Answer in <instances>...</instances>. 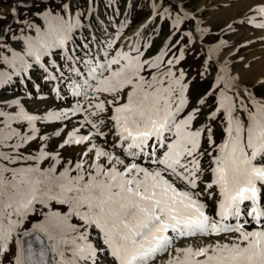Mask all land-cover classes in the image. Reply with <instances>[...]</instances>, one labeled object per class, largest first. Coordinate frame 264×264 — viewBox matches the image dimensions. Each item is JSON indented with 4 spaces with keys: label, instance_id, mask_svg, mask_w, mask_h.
I'll return each mask as SVG.
<instances>
[{
    "label": "snow or ice",
    "instance_id": "obj_1",
    "mask_svg": "<svg viewBox=\"0 0 264 264\" xmlns=\"http://www.w3.org/2000/svg\"><path fill=\"white\" fill-rule=\"evenodd\" d=\"M20 7L30 15L20 19ZM183 7L152 0L150 19L171 23L169 43L151 58L143 31L125 42L105 28L98 39L78 0L11 8L20 34L0 29V88L38 67L55 99L64 85L79 99L43 115L0 101V264H264V96L230 72L227 40L180 15ZM241 24L264 33V0ZM196 41L213 79L193 107L179 65ZM37 122L61 126L48 136ZM66 146L75 160L62 159Z\"/></svg>",
    "mask_w": 264,
    "mask_h": 264
},
{
    "label": "rangeland",
    "instance_id": "obj_2",
    "mask_svg": "<svg viewBox=\"0 0 264 264\" xmlns=\"http://www.w3.org/2000/svg\"><path fill=\"white\" fill-rule=\"evenodd\" d=\"M247 1L249 0H232L231 7H226L224 6L225 0H182L184 7L180 15H183L186 11L200 17L203 21L200 24L201 28L210 27L213 36H220L221 39L227 40L228 45L233 49L229 59L235 62V69L230 66V72L239 71L242 83L254 91L257 97H261L264 96V86L257 84V80L264 78V33L255 30L251 25L243 26L241 24L248 10V6L244 5ZM17 2L18 0H0V29L10 25L12 32L19 35L16 22L11 13V8ZM171 2L173 7L177 6V0H171ZM78 3V10L84 11L86 14L88 9L91 8L92 14L90 18L86 15L84 23L85 25L91 23L92 30H95L98 39L105 35V28L108 29V32L119 30L121 40L125 42L129 39L136 40V33L143 31L141 42L150 45L145 49V58L154 57L169 43L171 20L164 23L162 20L152 21L150 19L149 13L152 11V0H91V3L90 0H78ZM18 12L20 19L30 15L29 10L23 7H20ZM175 15L176 13L173 12V17ZM249 15L251 14L249 13ZM102 16H104V21L101 18ZM228 24L233 25V30L229 31ZM121 25H126V27L121 28ZM181 27L191 30L192 23L181 25ZM222 29L223 31H221ZM90 32L91 30L85 27L83 35L88 37ZM11 34L8 33L7 35L10 36ZM197 35L199 33L194 32V36ZM175 39L176 37H172V42H175ZM9 42L15 44L13 41ZM79 43L80 40L77 39V44ZM200 43V41H196L194 48L192 45L186 47L185 59L179 65L186 73V80L190 82V98L193 107L197 106L198 98L208 91L213 79L211 70L205 72L203 61L206 58V50H201ZM218 43L217 41L216 44L218 45ZM188 48H193V50L187 51ZM240 57L244 58L242 62ZM246 64H250L251 67L245 71L244 66ZM201 72L204 73V77L198 75ZM44 75L43 70L37 67L30 69L27 79L24 77L14 78L12 84L0 88V101L10 102L13 99H18L27 111L37 115H43L47 110H60L74 106L79 98L72 97L70 90L64 85L62 86L61 95L65 98L63 100L55 99V93L51 91L53 84L46 82L43 79ZM31 76L35 78V81L29 79ZM38 83L42 87V90L39 87L40 91L35 87ZM43 89L46 91L41 92ZM28 93H31V95L29 96ZM44 101V106L40 105ZM49 103L55 104L50 106ZM211 107L212 100L209 98L206 106L201 108V114L198 120L194 122L195 126H200L206 122V115ZM59 126H61V122H37L40 133L48 136H52L53 131ZM70 128L71 125L68 126V129ZM217 138H219V129H217ZM60 139L56 137L51 139L49 143L50 150H58L57 144ZM59 151L61 153V150Z\"/></svg>",
    "mask_w": 264,
    "mask_h": 264
},
{
    "label": "bare ground",
    "instance_id": "obj_3",
    "mask_svg": "<svg viewBox=\"0 0 264 264\" xmlns=\"http://www.w3.org/2000/svg\"><path fill=\"white\" fill-rule=\"evenodd\" d=\"M254 3V0H249L244 3L245 6H249V4ZM262 63V62H261ZM264 63V62H263ZM262 63V64H263ZM33 79V78H30ZM35 80V79H34ZM33 86V85H32ZM45 101L43 103H40V105L44 106ZM55 104V103H53ZM53 104L49 103L50 106H53ZM57 105V104H56ZM73 107V105H72ZM69 126V125H68ZM75 146H66L65 149L61 150V157L64 161L67 160H74L76 158V151L74 150Z\"/></svg>",
    "mask_w": 264,
    "mask_h": 264
}]
</instances>
